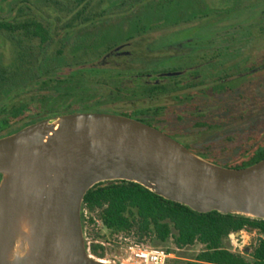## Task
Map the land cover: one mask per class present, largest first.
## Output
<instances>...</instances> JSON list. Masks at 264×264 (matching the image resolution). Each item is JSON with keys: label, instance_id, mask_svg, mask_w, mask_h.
I'll list each match as a JSON object with an SVG mask.
<instances>
[{"label": "water", "instance_id": "water-1", "mask_svg": "<svg viewBox=\"0 0 264 264\" xmlns=\"http://www.w3.org/2000/svg\"><path fill=\"white\" fill-rule=\"evenodd\" d=\"M0 176V264H98L80 209L103 182L135 183L199 214L264 220V159L224 168L120 116L69 114L3 137Z\"/></svg>", "mask_w": 264, "mask_h": 264}, {"label": "rangeland", "instance_id": "rangeland-1", "mask_svg": "<svg viewBox=\"0 0 264 264\" xmlns=\"http://www.w3.org/2000/svg\"><path fill=\"white\" fill-rule=\"evenodd\" d=\"M29 20L40 23L47 30L48 41L41 44L40 39H35L20 43L18 32L12 38L0 31V68L7 76L16 75L0 89V101L18 91L16 104H38L42 110L58 113L67 112L70 106L81 105L87 100L108 99L111 87L95 83L89 76L91 70L87 69L100 62L108 46L125 43L131 38L138 44L135 53L141 56L146 47L151 49L149 43L153 40L148 39H157L155 46L162 48L186 39L205 40L213 34L219 40H235L238 52L251 54L250 64L258 67L264 60V0H0V22L14 24ZM161 59L158 64L148 66L152 58H143L132 67L153 74L177 70L184 65L177 57ZM72 76L76 78L75 85L68 90L61 88L58 91L61 96H57V90L32 86L39 78L58 79V84L62 85ZM263 81L264 73L252 76L249 85L235 93L234 101L220 103L219 118L225 120L222 128L212 132L198 130L192 147L208 148L211 159L221 164L241 159L238 155L241 143L244 144L245 137L254 130L258 131L259 122L264 119V92L259 90ZM237 96L246 100H238ZM259 99L262 101L258 102ZM106 112L109 111H89L92 114ZM194 121L199 120L191 117L186 122L190 127ZM105 235L115 246L107 247L106 254L115 255L116 243L122 238ZM255 243L254 233L240 232L229 236L224 244L249 260ZM156 247L174 254L167 264H187L201 250L198 245L176 250L170 242Z\"/></svg>", "mask_w": 264, "mask_h": 264}, {"label": "flooded vegetation", "instance_id": "flooded-vegetation-1", "mask_svg": "<svg viewBox=\"0 0 264 264\" xmlns=\"http://www.w3.org/2000/svg\"><path fill=\"white\" fill-rule=\"evenodd\" d=\"M202 39H186L162 48L155 46L157 39H148L153 40L149 43L151 49L146 47L147 51H143L141 56L135 53L138 44L133 42V38L119 45L108 46L100 62L87 69L91 70L89 76L95 83L111 87L108 99L87 100L75 106L83 113H89L91 109L108 110L102 114L125 117L152 127L213 164L223 166L236 161L221 164L211 159L208 148L197 150L192 147V142L197 138L198 130L212 132L222 128V121L225 120L219 118V104L234 101L235 93L247 87L252 76L264 73V60L258 67L250 64L251 54L238 52L239 45L235 44V40H219L213 34ZM147 57L152 58L148 66L158 64L161 58L176 57L184 65L177 70L153 74L132 67L133 63ZM51 81L56 85L59 83L58 79ZM67 81L74 84L76 78L72 76ZM260 89L264 92V81L259 84ZM237 99L246 100L240 96ZM140 102L144 104L132 106ZM49 113L53 115L58 112L53 110ZM49 113H41L40 116L46 117ZM191 117L199 121H194L189 127L186 121ZM241 144L238 153L241 159L237 160H249L260 148H264V119L259 122L258 131L254 130Z\"/></svg>", "mask_w": 264, "mask_h": 264}, {"label": "trees", "instance_id": "trees-1", "mask_svg": "<svg viewBox=\"0 0 264 264\" xmlns=\"http://www.w3.org/2000/svg\"><path fill=\"white\" fill-rule=\"evenodd\" d=\"M0 31L12 38L18 32L20 43H30L35 39H40L41 44L48 41L47 30L34 20L14 24L3 21L0 22ZM14 76L16 75L7 76L5 70L0 68V89ZM35 84L42 89L57 90V96H61L58 92L61 88L68 90L75 85L68 81L55 85L51 80L40 78L32 86ZM17 94L19 92L15 91L0 101V139L41 121L69 114H83L77 106H73L67 113L51 115L49 110L42 111L38 104H16ZM41 113L49 114L45 117L40 116ZM263 159L264 148H260L249 160H236L222 167L244 169ZM83 209L101 223L102 230L111 238L129 239L146 247L170 242L174 249L180 251L200 246V252L187 264H264V220L218 212L199 214L184 205L164 200L138 184L126 181L99 183L85 194L80 209L82 228ZM240 232L254 233L256 241L259 237L263 238L253 247L249 260L230 251L224 244L230 235ZM105 234L91 229L94 239H105ZM98 255L101 256L102 253Z\"/></svg>", "mask_w": 264, "mask_h": 264}, {"label": "built area", "instance_id": "built-area-1", "mask_svg": "<svg viewBox=\"0 0 264 264\" xmlns=\"http://www.w3.org/2000/svg\"><path fill=\"white\" fill-rule=\"evenodd\" d=\"M82 222L87 257L98 264H167L174 258V254L164 248L142 246L129 239H118L116 254L108 256L107 247L114 248V242L109 239H94L91 235L93 228L103 232L101 223L86 209L82 210ZM101 253V256L98 255Z\"/></svg>", "mask_w": 264, "mask_h": 264}]
</instances>
